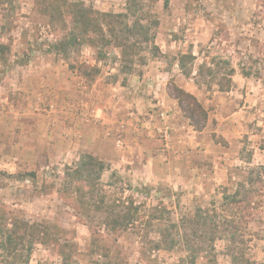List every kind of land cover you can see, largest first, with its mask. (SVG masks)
<instances>
[{
	"label": "rangeland",
	"instance_id": "1",
	"mask_svg": "<svg viewBox=\"0 0 264 264\" xmlns=\"http://www.w3.org/2000/svg\"><path fill=\"white\" fill-rule=\"evenodd\" d=\"M111 14L125 15L113 34ZM191 53L187 77L178 59ZM166 124L168 145L156 129ZM263 142L264 0H0V264H183L182 245L143 243L172 223L191 233L198 209L219 210L264 164ZM85 154L107 167L104 207L67 176ZM115 198L140 207L136 228L105 230ZM255 220L247 257L261 264L264 211ZM25 223L50 233L37 241ZM210 245L196 264H214ZM227 245L215 243L216 264H232Z\"/></svg>",
	"mask_w": 264,
	"mask_h": 264
},
{
	"label": "trees",
	"instance_id": "2",
	"mask_svg": "<svg viewBox=\"0 0 264 264\" xmlns=\"http://www.w3.org/2000/svg\"><path fill=\"white\" fill-rule=\"evenodd\" d=\"M134 4L138 3L139 0H131ZM163 1L164 7L168 8L170 0H155ZM92 12L86 8L80 10L81 17L88 16ZM87 14V15H86ZM125 15L111 14L104 15L108 18V29L110 33L115 32V25H123L120 20ZM76 27L82 24L86 29L90 27V22L86 24L84 21L76 20ZM124 30V28H123ZM122 30V31H123ZM81 33V32H80ZM102 41L107 40V36L101 28ZM82 34V33H81ZM146 40H148V33H145ZM70 43L80 42L75 36ZM195 60V56L191 53L189 55H181L178 59L180 69L182 72L189 77L192 72L188 71L185 66L186 60ZM234 75V69L231 70L230 76ZM248 75V74H246ZM231 81V80H230ZM232 83V81H231ZM231 83L228 89L231 88ZM182 95L186 98L195 102L197 110L200 109L204 115V124L207 122V112L204 110L200 102L197 101L196 97L181 90ZM181 101V99L179 98ZM181 109L184 110V105L181 101ZM194 111L191 112L190 116H186L191 120V125L195 127ZM203 126V125H202ZM201 126V127H202ZM199 130V128H197ZM264 143V142H263ZM264 151V144L261 147ZM105 163L99 158L85 154L81 157L77 164L76 169L68 171V178H75L82 180L87 188H90L93 192H101V201L99 202L104 207L108 197L107 191L101 184L103 172L106 170ZM78 191H81L78 188ZM111 211L104 222L105 230L113 233L120 234L131 228H136L141 222L142 210L140 207L134 205L133 200L125 202L121 199H113L111 203ZM161 208V212H166V207L159 205V207H152V211L157 212ZM264 211V164L257 167L249 168L245 181L238 183L237 189L232 194L228 192L223 193V203L220 209L216 208L215 204H212L211 209H198L194 219L189 223L191 233H185L181 236V227L189 226L188 223L181 225L172 223L164 228L159 229V240L157 242L149 243L144 242L147 247L153 250H168L172 251L178 247H184L187 252V256L182 260L183 264H196L198 257L205 250L206 245H210V257L212 262L216 264V246L217 241H227L228 245L226 248V255L232 260V264H257L247 257V251L249 250V243L253 241V232L250 230L251 224L256 220V215L259 212ZM17 222V221H15ZM14 228L8 229V240L11 243V238L16 235L17 229L21 228L19 224H13ZM25 229V230H24ZM24 234H27L28 230L34 233L38 238L37 241L44 240L48 237L50 230L49 227H40L38 224L28 225L24 224ZM43 243V242H41ZM261 264H264L261 263Z\"/></svg>",
	"mask_w": 264,
	"mask_h": 264
},
{
	"label": "built area",
	"instance_id": "3",
	"mask_svg": "<svg viewBox=\"0 0 264 264\" xmlns=\"http://www.w3.org/2000/svg\"><path fill=\"white\" fill-rule=\"evenodd\" d=\"M160 117L163 120H167L169 119V114L168 112H161L160 113ZM157 129V133L160 136V138L163 140V142H165L167 145L169 144L170 138H171V129L169 127L168 124L164 125V126H160Z\"/></svg>",
	"mask_w": 264,
	"mask_h": 264
},
{
	"label": "crops",
	"instance_id": "4",
	"mask_svg": "<svg viewBox=\"0 0 264 264\" xmlns=\"http://www.w3.org/2000/svg\"><path fill=\"white\" fill-rule=\"evenodd\" d=\"M180 109V108H179ZM187 119V118H186ZM208 121V120H207ZM188 127H190V128H192V130H193V127L190 125V124H188Z\"/></svg>",
	"mask_w": 264,
	"mask_h": 264
}]
</instances>
